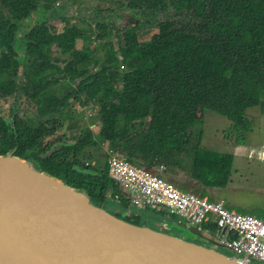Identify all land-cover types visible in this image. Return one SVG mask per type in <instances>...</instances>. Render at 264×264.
I'll use <instances>...</instances> for the list:
<instances>
[{
    "label": "trees",
    "instance_id": "16d2710c",
    "mask_svg": "<svg viewBox=\"0 0 264 264\" xmlns=\"http://www.w3.org/2000/svg\"><path fill=\"white\" fill-rule=\"evenodd\" d=\"M58 1L0 0V71L15 65L11 55L21 33L24 48L41 58L38 76L46 75V83L33 84L41 108L46 101L43 111L53 105L66 107L61 116L67 120L66 103L72 97L81 107L98 109L101 130L92 135L84 127L83 115H72L62 141L53 139L64 125L61 117L49 130L24 124L17 130L16 155L28 154L38 170L85 189L96 203L108 200V209H120L117 215L127 221H131L124 216L131 192L109 177L106 166L96 169L80 160L86 148L99 142L131 165L166 180L165 173L171 179L184 174L187 181L169 182L214 201L208 192L227 185L233 157L202 150V133L195 135L193 126L209 110L242 133L248 130L247 109L259 106L264 114V0H123L128 15L123 26L117 25L118 17L108 19L110 15L90 20L95 30L82 20L95 31L98 46L92 50L76 48L85 30L71 24L70 5L56 6ZM32 17L33 24L21 30L20 24ZM50 21L64 24L62 31ZM143 25L154 30L141 33ZM97 49L104 50L101 60L92 57ZM91 63L97 70L89 74ZM55 73L82 80L57 100L48 94L49 87L59 83V78L50 79ZM57 143H61L58 150L39 157ZM4 152L1 148L0 155Z\"/></svg>",
    "mask_w": 264,
    "mask_h": 264
},
{
    "label": "water",
    "instance_id": "95a60500",
    "mask_svg": "<svg viewBox=\"0 0 264 264\" xmlns=\"http://www.w3.org/2000/svg\"><path fill=\"white\" fill-rule=\"evenodd\" d=\"M108 202L14 151L0 155V264H251L209 230L166 215L160 220L172 225L160 231L120 218ZM125 213L149 212L129 206Z\"/></svg>",
    "mask_w": 264,
    "mask_h": 264
},
{
    "label": "rangeland",
    "instance_id": "374dc122",
    "mask_svg": "<svg viewBox=\"0 0 264 264\" xmlns=\"http://www.w3.org/2000/svg\"><path fill=\"white\" fill-rule=\"evenodd\" d=\"M68 4L69 18L72 25L78 28L84 29V39L77 40L76 48L81 50L84 46H89V49H94L98 45L94 43V33L95 31H89L88 25L84 24L82 20L90 23L93 29V23L90 20L93 18L99 19L106 17L112 19L118 17L117 25L123 26L126 21L127 9L124 8L123 0H59L57 5ZM95 11H101L96 15ZM110 11V12H109ZM34 22V17L29 18L22 23V25H31ZM51 25H55L58 32L62 31L64 24L57 21H50ZM95 30V29H93ZM148 30H154L147 25L141 27V33ZM148 39L145 34L144 40ZM113 43L114 48L117 49L116 39H110ZM102 49H97L96 57L97 59H103ZM94 67L92 63L89 65V70L93 71ZM119 71H122V67H119ZM62 84H68L72 86L71 82H66L62 79L60 84L55 90V94L58 98H62L63 90L59 88L63 86ZM59 89V90H58ZM68 115L78 116L83 115L84 127L94 136H97L101 130V124L99 122V116L97 115L98 109L93 106L81 107L76 103L69 101ZM34 112L26 110L22 118L25 119L27 116H31ZM246 119L248 121V130L245 132H238L234 126L226 118L217 115L216 113L206 110L204 118L201 122H196L193 126V132L195 135L198 132L202 133L201 145L202 150L211 151L222 154H229L233 157L232 167L230 171V177L227 185L221 190H211L208 195L214 200H223L226 206L233 211L241 214L252 215L258 218H264V114L261 112L259 106L247 109L245 113ZM61 121L64 119V125L62 129L58 130L55 136H63L66 138L68 136L66 125L69 117L60 116ZM71 118V117H70ZM26 120V119H25ZM56 150L59 148L57 145ZM112 151L107 143L99 142L95 148H86L83 153V158L81 161L95 162L94 166L96 169H102L106 164V159L104 157H109ZM118 155V154H117ZM120 156V155H119ZM190 158H185V164H189ZM86 165V164H85ZM87 166V165H86ZM93 166V165H88ZM167 178L173 182H185L187 178L184 174L179 173L178 176H172L169 178L168 173L164 174ZM193 185L194 183H190ZM108 208V207H107ZM157 216V213H153ZM154 216V217H155ZM160 221V217H159ZM147 223L151 228L167 231L161 226H152L151 221L143 222ZM205 228V227H201ZM176 230H173V232ZM179 234V232H174ZM186 237V236H185ZM193 240L194 238H188ZM221 252L229 254L228 251L224 249H218ZM232 255V254H231ZM253 264H260L254 262Z\"/></svg>",
    "mask_w": 264,
    "mask_h": 264
},
{
    "label": "built area",
    "instance_id": "2783aa9c",
    "mask_svg": "<svg viewBox=\"0 0 264 264\" xmlns=\"http://www.w3.org/2000/svg\"><path fill=\"white\" fill-rule=\"evenodd\" d=\"M104 159L109 177L131 192L130 206H143L157 214L165 211L167 216L198 228H215L221 243L231 248L240 261L264 264V218L237 213L223 200L210 201L181 191L165 178L131 165L119 154ZM85 164L96 165L94 161Z\"/></svg>",
    "mask_w": 264,
    "mask_h": 264
},
{
    "label": "flooded vegetation",
    "instance_id": "af4514ba",
    "mask_svg": "<svg viewBox=\"0 0 264 264\" xmlns=\"http://www.w3.org/2000/svg\"><path fill=\"white\" fill-rule=\"evenodd\" d=\"M22 23H25V20ZM22 23L20 24L21 30L25 31V29H28L30 27V25L24 26L22 25ZM16 40L17 43L14 47L13 55H11V61L15 65L12 64V67H4L0 71V91H2L3 89L5 90L4 93L0 92V149L5 148V152L3 154H7L11 151H14L15 156H17L16 154L19 148L17 142V130L20 129L21 125L26 124L33 129L38 128L40 125H43L47 130L52 129L53 126L57 125L55 122L58 120V118L60 119L61 112L66 109V107L62 109L60 108V106L53 105L49 106V111H43V108L45 109L47 107L46 101L43 102V107H40L41 101L36 95L33 84L38 81L46 83L44 80V77L46 75L44 73H41V76H38L40 68L42 66L41 58H39V56L37 55H34L32 52L27 51L24 48V45L22 44L23 40L21 33L17 35ZM4 54L9 56L7 51H5ZM92 57L97 59V57L94 55ZM92 65L94 67L93 71H90L89 67H87L89 74H92L97 70L96 65L94 66V63H92ZM59 66L62 67V65ZM56 78L60 79L59 83L57 85L49 87L48 94L53 96L57 100L63 99L65 96H67L68 93L74 88H76L82 80V78H76L74 80H69L68 78L64 79L63 73L60 75L55 73L50 79ZM62 79L66 82H71L72 86H69L68 84H62L63 86H61L59 89L63 90V96L62 98H58L55 94V90H57V87L62 81ZM69 101L74 103L73 98L70 97L66 103L67 107L69 106ZM26 110L33 111L34 113L31 116H27L25 120L22 118V116ZM61 129L62 128H60V130ZM4 131L5 136L3 133ZM57 131L54 133L55 135ZM55 135L53 139L62 138V141L66 139L63 136L57 137ZM12 142L15 145L13 147L7 148V145L11 144ZM61 143L55 144L50 152L45 155H39V157H48L53 151L56 150L55 147L57 145L60 147ZM27 155L28 154L17 157H20L22 159H30L37 165L35 160H33L32 158H26ZM145 212L149 213L146 215H136V213L132 215H123L129 217V220L137 222L138 224L151 221L152 226L159 225L161 227H164L166 230L171 227L172 224L166 223L162 220L159 221V217L167 215L165 211H162L161 214H158L155 217L149 215L154 212L148 210H145ZM212 233L216 234L215 232Z\"/></svg>",
    "mask_w": 264,
    "mask_h": 264
}]
</instances>
